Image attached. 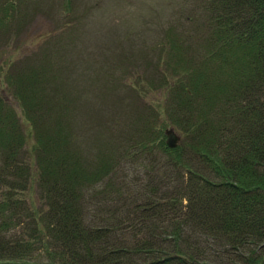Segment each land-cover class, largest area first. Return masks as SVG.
<instances>
[{
	"label": "trees",
	"instance_id": "trees-1",
	"mask_svg": "<svg viewBox=\"0 0 264 264\" xmlns=\"http://www.w3.org/2000/svg\"><path fill=\"white\" fill-rule=\"evenodd\" d=\"M17 1L0 0V23ZM182 2L194 45L170 52L175 148L137 123L86 168L65 120L78 99L27 61L6 73L22 115L0 92V264H264V0ZM185 50L203 61L187 70Z\"/></svg>",
	"mask_w": 264,
	"mask_h": 264
},
{
	"label": "rangeland",
	"instance_id": "rangeland-1",
	"mask_svg": "<svg viewBox=\"0 0 264 264\" xmlns=\"http://www.w3.org/2000/svg\"><path fill=\"white\" fill-rule=\"evenodd\" d=\"M186 12L182 0H18L8 21L0 23V92L22 115L4 76L27 61L26 67L54 80L56 94L58 84L60 92L67 88L66 94L78 99L67 108L65 120L85 167L108 164L137 123L172 127L165 103L167 88L176 79L174 62L179 61L170 52L172 45L179 48L192 41L184 34L192 26ZM182 53L187 70L203 61L201 53ZM167 54L170 64L164 61ZM114 169V182L121 181L123 169L124 175L132 172L126 162ZM83 202L86 207L92 203L86 195ZM106 208L90 207L87 220H95Z\"/></svg>",
	"mask_w": 264,
	"mask_h": 264
},
{
	"label": "water",
	"instance_id": "water-1",
	"mask_svg": "<svg viewBox=\"0 0 264 264\" xmlns=\"http://www.w3.org/2000/svg\"><path fill=\"white\" fill-rule=\"evenodd\" d=\"M167 139L166 143L170 148L176 147L178 141L180 140V137L177 136L172 129H167L165 131Z\"/></svg>",
	"mask_w": 264,
	"mask_h": 264
}]
</instances>
